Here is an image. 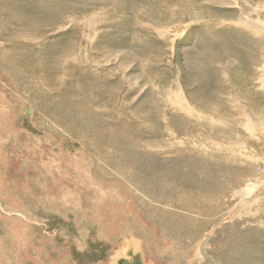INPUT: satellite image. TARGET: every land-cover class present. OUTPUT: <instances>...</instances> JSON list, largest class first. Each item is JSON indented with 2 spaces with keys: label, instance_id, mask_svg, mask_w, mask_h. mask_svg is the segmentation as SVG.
I'll list each match as a JSON object with an SVG mask.
<instances>
[{
  "label": "rangeland",
  "instance_id": "374dc122",
  "mask_svg": "<svg viewBox=\"0 0 264 264\" xmlns=\"http://www.w3.org/2000/svg\"><path fill=\"white\" fill-rule=\"evenodd\" d=\"M131 237L144 264H264V0H0V264Z\"/></svg>",
  "mask_w": 264,
  "mask_h": 264
},
{
  "label": "bare ground",
  "instance_id": "6f19581e",
  "mask_svg": "<svg viewBox=\"0 0 264 264\" xmlns=\"http://www.w3.org/2000/svg\"><path fill=\"white\" fill-rule=\"evenodd\" d=\"M83 147V146H82ZM81 153H82V151H81ZM86 158H88V157H86L85 155L83 156L82 155V159H83V161L86 159ZM89 159V158H88ZM87 162V161H86ZM85 161H84V164L86 163ZM83 163V162H82ZM86 168H88V166L86 167ZM115 170V169H114ZM100 171V170H99ZM101 173V172H100ZM86 175H87V177H91L92 178V174L90 173V171H88L87 170V172H86ZM104 176V175H103ZM116 176H117V174H116ZM105 177V176H104ZM86 178V177H85ZM108 179V178H107ZM120 179H122V178H120ZM119 179V180H120ZM53 180H54V178H53ZM52 180V181H53ZM101 180V179H100ZM106 180V179H105ZM109 180V179H108ZM127 180V179H126ZM44 181V180H43ZM95 181V180H94ZM111 181V182H110ZM110 184H111V186H112V188H111V192H109L110 193V197L111 198H122V197H120L119 196V194H118V189H114V188H116V186H120V183L119 182H115V180L113 181V180H111L110 179ZM99 182V181H98ZM121 182V181H120ZM61 183V182H60ZM92 183V182H91ZM75 184V183H74ZM80 184V183H79ZM99 184V183H98ZM93 185V184H92ZM125 185V184H124ZM63 186H65V185H63ZM126 186V185H125ZM128 187H124V193H126V195H127V197L129 198V200H130V202L132 203V207H131V209H132V211H135V216H136V208L134 207V200H132V195L129 193V191H128V189H127ZM98 189V188H97ZM102 190L100 191V190H97V191H95L96 193H98L99 192V195H100V197H96V202H101V201H103L104 199H105V196H106V191L103 189V188H101ZM107 189V188H106ZM113 191V192H112ZM117 192V193H116ZM122 192V191H121ZM121 192H119L120 194H121ZM80 193V192H79ZM81 194V193H80ZM79 197H80V195H79ZM82 199V198H81ZM131 214H133L132 212H131ZM137 219H138V217H136ZM118 220V218H115L114 217V219H112V221L110 222V226L112 225V233H109V237L110 236H112V235H115V229H116V233H118V234H121L122 235V233H120V225L119 226H117V224L115 223V221L114 220ZM123 222V221H122ZM146 222L143 220V221H141V225L140 226H142V227H144V224H145ZM102 225V224H101ZM103 227L105 228L106 226H104V225H102V229H101V232H98V234H100V236L102 235V236H107L108 235V233H107V231L106 230H104L103 229ZM145 228V227H144ZM150 229H148V236H150ZM153 232V231H152ZM155 233V232H154ZM99 236V237H100ZM123 238V237H122ZM129 239H131L133 242H134V244L133 243H131L133 246H134V248L135 249H138V248H140L141 249V251L143 250L142 249V241H141V239H138V238H133V237H131V238H127V239H125V241L123 242V245H121L122 247H121V249H120V251H119V253H117V252H114V253H117L116 254V256L114 255V258L111 260V262H112V264H119L118 263V261L120 260V259H123L124 257H125V251L128 249V247H129V244H128V240ZM119 250V249H118ZM143 253V252H142ZM143 255V254H142ZM145 260V259H144ZM146 262V261H145ZM147 263V262H146ZM142 264H144V262H143V259H142Z\"/></svg>",
  "mask_w": 264,
  "mask_h": 264
},
{
  "label": "water",
  "instance_id": "95a60500",
  "mask_svg": "<svg viewBox=\"0 0 264 264\" xmlns=\"http://www.w3.org/2000/svg\"><path fill=\"white\" fill-rule=\"evenodd\" d=\"M119 264H142V257L139 253H136L129 259L123 258L118 261Z\"/></svg>",
  "mask_w": 264,
  "mask_h": 264
},
{
  "label": "crops",
  "instance_id": "0c3cea01",
  "mask_svg": "<svg viewBox=\"0 0 264 264\" xmlns=\"http://www.w3.org/2000/svg\"><path fill=\"white\" fill-rule=\"evenodd\" d=\"M85 215H86V214H85ZM100 215H101V214H100ZM95 218L97 219V217H94V219H95ZM95 221L97 222V220H95ZM98 221H99V220H98ZM93 222H94V221H93ZM96 224H97V225H98V224L101 225V224H102V221H101V223H96ZM102 225H103V224H102ZM98 227H99V225H98ZM101 229H102V228H101Z\"/></svg>",
  "mask_w": 264,
  "mask_h": 264
}]
</instances>
